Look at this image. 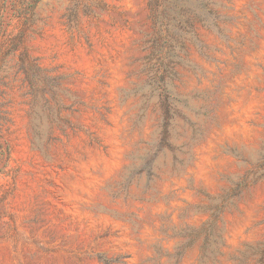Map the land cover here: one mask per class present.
I'll use <instances>...</instances> for the list:
<instances>
[{
    "label": "rangeland",
    "instance_id": "1",
    "mask_svg": "<svg viewBox=\"0 0 264 264\" xmlns=\"http://www.w3.org/2000/svg\"><path fill=\"white\" fill-rule=\"evenodd\" d=\"M214 1V27L155 49L147 0H39L29 21L0 0V40L23 33L39 70L33 89L2 48L0 264H259L264 0Z\"/></svg>",
    "mask_w": 264,
    "mask_h": 264
},
{
    "label": "trees",
    "instance_id": "2",
    "mask_svg": "<svg viewBox=\"0 0 264 264\" xmlns=\"http://www.w3.org/2000/svg\"><path fill=\"white\" fill-rule=\"evenodd\" d=\"M3 4L7 0H1ZM39 0H13L11 6L13 14L18 19L29 21L33 16V11ZM219 5L214 0H147L146 7L148 10V19L153 30V38H151L153 48L160 47V42L165 41L171 44L176 43L182 45V41L193 34V24L200 22L203 27H214L217 14L215 9ZM6 44L11 46L13 51H19L17 59L20 63L25 80L31 88L36 89L34 84L39 76V70L29 61L23 46V33L11 39L6 37L0 40V52ZM159 52V49H157ZM164 59V58H163ZM172 63L167 62L165 66L172 71L170 66ZM154 87L158 91L161 106L164 112V125L161 135L162 143H167L169 137V127L172 120V106L176 99L169 90V83L162 73L154 74L152 77ZM52 93V91H51ZM8 159V147L0 143V163ZM2 168L0 170V173ZM211 229L204 233L205 249L211 239ZM264 256V251H263ZM102 264H111V261L99 257ZM264 262V257L259 264Z\"/></svg>",
    "mask_w": 264,
    "mask_h": 264
}]
</instances>
